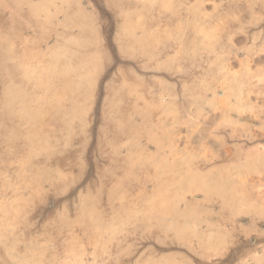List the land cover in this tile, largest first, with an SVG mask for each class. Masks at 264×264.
I'll return each mask as SVG.
<instances>
[{
    "label": "bare ground",
    "instance_id": "6f19581e",
    "mask_svg": "<svg viewBox=\"0 0 264 264\" xmlns=\"http://www.w3.org/2000/svg\"><path fill=\"white\" fill-rule=\"evenodd\" d=\"M248 1L264 7V0ZM201 5L202 0H0V264H264V198L237 176L264 165V150L235 145L232 161L198 163L177 141L166 144L175 101L164 99V78L149 77L163 86L156 93L136 66L142 61V69L161 68L177 60L196 67L191 50L221 46ZM166 12L171 17L163 20ZM99 21L105 24L102 34ZM219 62L220 56L207 60L210 67ZM219 68L223 95L235 97L233 103L221 99L222 122L236 131L232 112L241 114L247 106L242 84L249 75ZM102 77L98 114L108 137L98 143V157L87 162L81 158L88 146L87 102ZM216 96L212 90L209 102ZM134 116L146 127L140 129ZM141 131L153 150L122 142ZM103 148L110 149L107 165L99 161ZM136 168L148 176L136 178ZM73 169L85 180L69 189ZM128 179L139 185L136 194L122 189ZM149 182L150 190L142 187ZM47 187L64 198L36 234L35 207L46 205ZM192 189L214 201L213 208L188 198ZM52 225L59 229L56 239L47 231ZM253 230L262 246L238 242L237 231L242 236ZM125 231L127 253L119 235ZM139 232L149 243L135 251Z\"/></svg>",
    "mask_w": 264,
    "mask_h": 264
},
{
    "label": "rangeland",
    "instance_id": "374dc122",
    "mask_svg": "<svg viewBox=\"0 0 264 264\" xmlns=\"http://www.w3.org/2000/svg\"><path fill=\"white\" fill-rule=\"evenodd\" d=\"M201 8L203 18L211 22L214 30L221 35V46H217L216 49L213 48L212 51L201 49L195 53L191 50L190 52L196 55L198 64L196 67L190 64L186 66L180 65L179 61L174 60L172 62L170 60L167 66L145 70L141 68L142 61L135 63L138 73L145 76L148 75L146 83L152 91L159 93L163 86L157 80L149 77L155 75L158 78H164L165 88H167L164 99L175 101L173 107L177 114L174 119L167 122L168 136L169 134L170 136L164 137V142L167 144L169 139L174 142L177 141L180 148L184 149V153H191L194 160L198 163L227 162L233 159V153H235L233 146L235 145L249 147L252 144L264 150V7L261 2L251 4L248 0H202ZM105 10L111 12L110 8L105 7ZM155 13H153L154 16L156 15ZM163 15V20L171 17L169 12L163 13ZM103 26L105 27L104 21H99L100 34L104 31ZM255 32H259L257 38L253 37ZM177 47L175 45L174 48ZM217 56H220L219 65L210 67L207 64V60L211 58L215 60ZM113 58L112 56L111 59ZM222 65L224 69H231L236 74L249 75L242 84L243 88L245 87L244 90H247L244 97V100L247 101V106L241 107V114L232 112V118L238 120L236 131L226 127L222 122L221 99L228 98L232 103L235 101L233 95H227L226 93L223 95L224 90L221 87L223 80L222 70L219 68ZM114 70L115 66H110L107 72L112 73ZM185 82L188 84L186 89L183 86ZM103 85L104 78L102 77L95 84L94 96L88 99L87 102L89 111L85 120L87 121L86 137L89 147L87 146L86 151L81 153V158L87 162L93 160L94 157H98V152L94 156L93 153L96 151L98 143L104 144L108 137V133H103L105 123H103V119L98 114L102 106L99 94L103 92ZM204 88H211V90L209 89L206 92L203 90ZM212 90L216 91L217 96L210 103L209 98L212 96ZM1 94L0 85V99ZM133 120L139 124L140 129L147 125V122L138 116H134ZM132 134L124 138L122 142L126 144L131 142L134 144L136 142L140 144V150L141 148L154 149V143H152L146 133L141 131L139 133L133 132ZM2 142L3 139L0 135V153L3 150ZM90 143H92L91 146ZM78 145L76 144V146ZM126 146L124 149H126ZM103 149L102 153L99 154V161L102 165H107L110 149ZM165 150H168L167 145H165ZM9 158L11 160L14 156H9ZM136 169L134 171L136 178L145 179L148 176L145 169ZM91 170L90 165H87L85 171L88 173ZM77 173L78 170L73 169V177L76 179L70 184L69 189H73L75 185H83L84 178ZM237 176L239 180L253 189V195L264 198V165L258 163L252 168L241 170L237 173ZM142 184L144 185L142 187L148 190L151 189V182ZM138 187L139 185L137 186L136 181L128 179L124 182L122 189L128 192L133 190V193L136 194ZM68 193L70 192L68 191L65 195L67 196ZM186 196L188 198L196 197L204 203L205 207L213 208L214 201L206 199L199 191L192 189V191L186 193ZM45 197L47 202L44 208L39 205L35 207L33 221L37 220V222L33 226V230L36 234L41 233L45 229V220L49 212L56 209L59 201L64 198L61 193H57L53 188L47 190ZM244 220H247V217ZM122 226L126 229L129 228L127 224ZM263 226L264 224L262 223L259 230L264 231ZM57 229L58 226L52 225L48 226L47 231L49 235H53L56 239L59 232V229ZM237 232L240 235V237L237 236L238 242H247L253 246L263 245L261 238L255 233L256 230H253L254 233L252 232L251 235L243 233L242 236L240 231ZM127 234V231L119 234L120 240L124 244L125 253L129 251L126 242H128L130 237ZM143 234L139 232L138 238L134 239L135 251L141 249L144 244L149 243V240H144Z\"/></svg>",
    "mask_w": 264,
    "mask_h": 264
}]
</instances>
